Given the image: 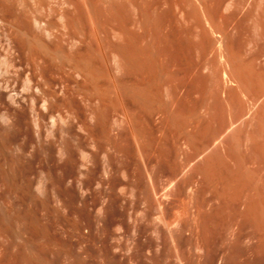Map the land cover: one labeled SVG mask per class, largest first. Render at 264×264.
<instances>
[{"label":"bare ground","instance_id":"bare-ground-1","mask_svg":"<svg viewBox=\"0 0 264 264\" xmlns=\"http://www.w3.org/2000/svg\"><path fill=\"white\" fill-rule=\"evenodd\" d=\"M71 26L49 0H0V264H223L201 261L194 161L162 160L160 93L133 83L123 46ZM169 233L189 259L164 258Z\"/></svg>","mask_w":264,"mask_h":264},{"label":"rangeland","instance_id":"rangeland-1","mask_svg":"<svg viewBox=\"0 0 264 264\" xmlns=\"http://www.w3.org/2000/svg\"><path fill=\"white\" fill-rule=\"evenodd\" d=\"M49 7L52 20L71 21L70 32L106 35L114 51L123 46L133 83L160 93L162 160L173 149L179 171L195 164L184 172L196 182L193 211L201 204L192 222L203 238L201 261L215 255L223 264H264V0H49ZM96 42L92 50L103 55ZM179 249L189 259L193 240L169 233L168 263Z\"/></svg>","mask_w":264,"mask_h":264}]
</instances>
